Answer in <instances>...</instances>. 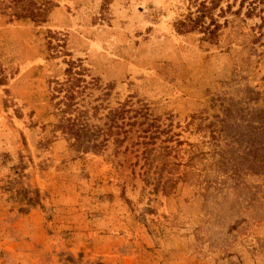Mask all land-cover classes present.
I'll use <instances>...</instances> for the list:
<instances>
[{
    "label": "rangeland",
    "instance_id": "1",
    "mask_svg": "<svg viewBox=\"0 0 264 264\" xmlns=\"http://www.w3.org/2000/svg\"><path fill=\"white\" fill-rule=\"evenodd\" d=\"M31 1L0 0V264H264V174L216 165L224 108L264 109L261 19L216 0L203 40L202 0Z\"/></svg>",
    "mask_w": 264,
    "mask_h": 264
},
{
    "label": "trees",
    "instance_id": "2",
    "mask_svg": "<svg viewBox=\"0 0 264 264\" xmlns=\"http://www.w3.org/2000/svg\"><path fill=\"white\" fill-rule=\"evenodd\" d=\"M18 8H15L12 15L17 19H30L34 22L43 21L39 8L35 7L33 1L23 2L16 0ZM205 0L195 2V10L189 12L186 16L190 31L202 33V39L213 40L219 36V30L226 23H219L214 16L216 10V0ZM259 4H264V0H240L238 7L233 13L238 14L245 8L244 16L251 17L257 15L261 19L258 27L264 25V15L262 8L258 10ZM231 4H227L226 8H219L218 16H222L223 12L231 9ZM200 38V39H201ZM62 89V87H60ZM64 98L67 100L66 106H70L72 90L67 87ZM229 106L223 110V118L221 124L226 131V136L230 138L229 146L226 150L218 152L219 159L217 160V168L221 172H230V177L237 179L241 176L244 170H256L259 174H264V109H253L240 114V109L233 110ZM65 111V110H63ZM234 113V114H233ZM245 117H247L245 119ZM60 128L66 131L73 139V145L83 151L95 149L99 146L93 141V133L87 125L83 124L78 118H66L59 124ZM28 203L32 204L35 199L27 198Z\"/></svg>",
    "mask_w": 264,
    "mask_h": 264
}]
</instances>
